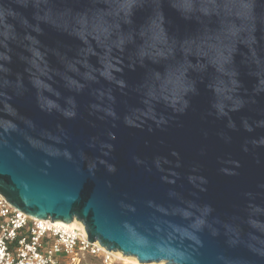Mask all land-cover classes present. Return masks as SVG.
Instances as JSON below:
<instances>
[{"label": "water", "instance_id": "water-1", "mask_svg": "<svg viewBox=\"0 0 264 264\" xmlns=\"http://www.w3.org/2000/svg\"><path fill=\"white\" fill-rule=\"evenodd\" d=\"M0 194L139 264H264V0H0Z\"/></svg>", "mask_w": 264, "mask_h": 264}, {"label": "built area", "instance_id": "built-area-1", "mask_svg": "<svg viewBox=\"0 0 264 264\" xmlns=\"http://www.w3.org/2000/svg\"><path fill=\"white\" fill-rule=\"evenodd\" d=\"M87 256L113 262L80 228L29 217L0 194V264H81Z\"/></svg>", "mask_w": 264, "mask_h": 264}, {"label": "rangeland", "instance_id": "rangeland-1", "mask_svg": "<svg viewBox=\"0 0 264 264\" xmlns=\"http://www.w3.org/2000/svg\"><path fill=\"white\" fill-rule=\"evenodd\" d=\"M113 262L111 264H131L129 261H126L119 255H113ZM81 264H104L100 258L96 257H90L87 256L85 259L82 261Z\"/></svg>", "mask_w": 264, "mask_h": 264}, {"label": "bare ground", "instance_id": "bare-ground-1", "mask_svg": "<svg viewBox=\"0 0 264 264\" xmlns=\"http://www.w3.org/2000/svg\"><path fill=\"white\" fill-rule=\"evenodd\" d=\"M66 226H69V227H77V228H80L81 230H83L85 232V228L83 226L82 223L78 222V221H73L72 223H69V224H66L64 223ZM112 255H119L121 256L125 262L126 261H129L131 264H139V262L137 261L136 258H133V257H125L123 256L121 253L119 252H114V253H111ZM152 264H157V263H152ZM158 264H165V263H158Z\"/></svg>", "mask_w": 264, "mask_h": 264}]
</instances>
